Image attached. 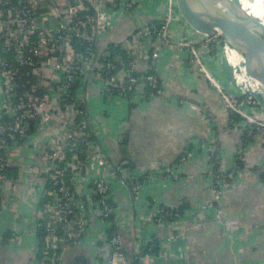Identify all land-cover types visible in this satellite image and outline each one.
<instances>
[{"label":"built area","instance_id":"2783aa9c","mask_svg":"<svg viewBox=\"0 0 264 264\" xmlns=\"http://www.w3.org/2000/svg\"><path fill=\"white\" fill-rule=\"evenodd\" d=\"M147 2L0 0V83L3 93L0 119L4 118L0 123V194L11 185L5 171L16 163L14 153L32 135H39L33 142L30 159L31 173L38 175L31 184H40L35 222L39 244L38 253L34 252L28 264H64L65 252L88 236L92 220L105 222L108 229H114L103 244H95L96 261L129 264L125 240L118 229L116 208L111 203L110 179L118 177L97 148L87 113L84 84L90 79H97L102 97L107 101L136 104L161 98L164 82L156 72L157 64L161 52L174 49L187 55L186 66L195 67L221 96L229 111L243 119L248 137L264 132V109L250 96H244L246 90L240 92L229 83L234 88L233 93L229 92L205 57L207 54L210 59H215L222 54L220 31L214 29L203 43H196L203 36L189 28L178 12L175 0H164L160 20L137 25L126 37L109 43L113 51H109L108 43L102 44L101 34L115 23L112 15L105 11L115 10L132 20L136 11ZM199 46L205 47V54H198L196 48ZM20 68H28L29 74L21 73ZM27 75L34 81L27 80L25 85L29 88L18 92L17 80ZM80 106L85 107L82 110ZM82 154L84 158H80ZM190 155V152H184L175 166L157 175L163 179H176L177 175L172 176V173L180 172ZM88 160L98 167L96 177L90 176L94 164L89 166ZM211 162L216 167L212 175V192L213 204L217 206L228 176L218 171L219 158L215 153L211 154ZM117 170L120 174L124 172L119 167ZM255 170L264 174V167ZM123 177L133 202L138 198L140 186L150 176L126 174ZM86 179L89 192L75 193L74 188ZM179 217L176 212L171 214L160 208L154 220L169 223ZM173 239L170 237L167 241ZM158 246L152 239L143 241L142 238V243L136 240L132 264H154ZM159 256L166 255L161 252Z\"/></svg>","mask_w":264,"mask_h":264},{"label":"crops","instance_id":"0c3cea01","mask_svg":"<svg viewBox=\"0 0 264 264\" xmlns=\"http://www.w3.org/2000/svg\"><path fill=\"white\" fill-rule=\"evenodd\" d=\"M155 2L146 3L141 10L154 11ZM153 17L146 14L116 20L101 34L100 41L117 42ZM205 57L216 77L233 93L222 55L218 61L207 54ZM156 72L164 82L163 97L148 102H105L97 79H90L85 87L97 148L125 164L123 176H150L133 202L125 184L115 176L110 179L111 203L116 208L119 232L127 239L126 248L134 227L137 243H142V238L156 239L159 246L154 264H264V174L255 170L264 167V132L248 137L243 122H232L224 100L201 74L186 66L183 52H161ZM2 104L0 83V114ZM37 138L39 135H32L14 153L16 163L5 171L11 185L0 194V264H28L39 244L35 222L40 184L32 185L38 175L30 170ZM184 152L191 155L180 172L172 173L176 179L157 175L175 166ZM212 153L218 156L217 169L227 174L228 183L218 205L203 210L213 203ZM87 164H94L93 170L87 171L96 177L98 167L90 160ZM241 166L247 169L240 170ZM109 168L107 171H112ZM89 188L86 179L74 191L84 195ZM163 206H182V216L169 223L155 222ZM89 231L84 240L65 252L64 264H83L85 258L90 260L87 264H101L96 261L94 246L105 242L108 226L92 220ZM170 237L174 239L168 242ZM161 252L166 256L160 257Z\"/></svg>","mask_w":264,"mask_h":264},{"label":"water","instance_id":"95a60500","mask_svg":"<svg viewBox=\"0 0 264 264\" xmlns=\"http://www.w3.org/2000/svg\"><path fill=\"white\" fill-rule=\"evenodd\" d=\"M175 2L182 19L203 36L196 43H203L212 35L214 29L220 31L223 39L222 63L226 72L240 79L246 89L244 96H250L264 109V24L249 11H245L240 0H175ZM196 50L201 54L205 47L199 46ZM98 51L99 48L95 58ZM85 87L86 84L84 90ZM103 154L112 171L129 190L127 181L117 170V167L121 170L126 169L125 164L118 163L104 151ZM133 232L135 235L134 227ZM134 235L129 240V247L127 245L125 248L129 264L133 263L136 242ZM85 261L90 260L85 258ZM85 261L83 264H87Z\"/></svg>","mask_w":264,"mask_h":264},{"label":"trees","instance_id":"16d2710c","mask_svg":"<svg viewBox=\"0 0 264 264\" xmlns=\"http://www.w3.org/2000/svg\"><path fill=\"white\" fill-rule=\"evenodd\" d=\"M154 2L155 0H148V4L150 3V2ZM163 1L164 0H156V2L154 3V5H155V9L154 10H156V9H159L160 11L159 12H157L156 14H154V17L152 18V19H148L145 23H147V22H149V21H151V22H156V21H158V20H160V18H161V16H162V12H163V7L162 6H164V3H163ZM146 4V3H145ZM145 4H143V5H145ZM142 5V6H143ZM114 11V12H113ZM106 12V14H108V15H112V17H113V20H115L114 22H116V20L117 19H119V18H125L126 20H128V18H126V16H123V15H121L120 13H118V11H115V10H111V11H105ZM116 12V13H115ZM145 23H143V24H145ZM143 24H141V25H143ZM133 30V29H132ZM131 32V31H130ZM129 32V33H130ZM128 33V34H129ZM127 34V35H128ZM108 46H109V51L111 52V51H113V49H112V46L109 44V42H108ZM185 54V53H184ZM185 57L187 58V55L185 54ZM9 60H12V58L10 57L9 58ZM191 70H196V68L194 67H192L191 68ZM20 72L21 73H23V74H29L28 72H29V69L28 68H20ZM27 80H29V81H34V78L31 76V75H27V76H23L22 78H20V79H18L17 80V85H18V92H21L22 90H24V89H27V88H29V86L28 85H25V82L27 81ZM85 85V84H84ZM80 88H81V86H80ZM100 95H101V97H102V93L100 92ZM102 100L103 101H105V102H109V101H106V99L105 98H103L102 97ZM132 106V105H131ZM84 107L85 106H80L79 108L80 109H84ZM231 121L232 122H235V123H241V122H243V119L240 117V116H238L237 114H232L231 115ZM2 122H4V118H1L0 119V123H2ZM31 132H33V129L31 130ZM70 155V154H69ZM80 158H84V154H82L81 155V157ZM239 165V164H238ZM242 167V166H241ZM215 170H216V167H215ZM161 209H165V210H167L169 213H171V214H174L175 212L178 214V216H182V209H183V207L182 206H178V207H176V208H173V209H170V208H166V207H162ZM114 229H113V227L112 228H110L109 229V234H111L112 233V231H113ZM155 242H156V239H153ZM128 242H127V239H125V244H127ZM155 251H157V248L155 249Z\"/></svg>","mask_w":264,"mask_h":264},{"label":"bare ground","instance_id":"6f19581e","mask_svg":"<svg viewBox=\"0 0 264 264\" xmlns=\"http://www.w3.org/2000/svg\"><path fill=\"white\" fill-rule=\"evenodd\" d=\"M243 4L241 2V5L244 6L245 11H249L251 15H253L256 19H258L262 24H264V0H242ZM189 26V25H188ZM189 28H191L189 26ZM231 78L230 84L235 86V88L242 92L245 91L244 84L243 86L239 82L240 79H237L233 75H229Z\"/></svg>","mask_w":264,"mask_h":264},{"label":"rangeland","instance_id":"374dc122","mask_svg":"<svg viewBox=\"0 0 264 264\" xmlns=\"http://www.w3.org/2000/svg\"><path fill=\"white\" fill-rule=\"evenodd\" d=\"M240 2H242V4H243V1L242 0H240ZM142 9V8H141ZM137 10L136 11V13H135V15H137V16H143V15H146V14H156L157 12H159L160 10L159 9H156V10H154V11H150L148 8H145V10L143 9V10ZM243 9H244V6H243ZM119 19H122V18H119ZM119 19H117V21L119 20ZM115 21V20H114ZM222 55V54H221ZM220 56V55H219ZM219 56L218 57H216V61H218V59H219ZM213 66V65H212ZM213 68V67H212ZM212 185L213 184H211V187H210V194H211V196H212V200H213V192H212ZM207 208H214V204L211 202L210 204H208V205H206V206H203L202 207V209L204 210V209H207ZM143 226V224H140V227H142Z\"/></svg>","mask_w":264,"mask_h":264}]
</instances>
